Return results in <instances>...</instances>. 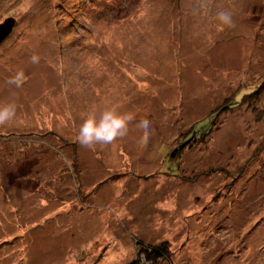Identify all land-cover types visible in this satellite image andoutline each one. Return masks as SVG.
<instances>
[{
	"label": "rangeland",
	"instance_id": "374dc122",
	"mask_svg": "<svg viewBox=\"0 0 264 264\" xmlns=\"http://www.w3.org/2000/svg\"><path fill=\"white\" fill-rule=\"evenodd\" d=\"M8 18L0 101L17 113L0 125V264H126L136 241L165 240L172 264H264V117L234 108L170 157L264 78V0H0ZM105 108L134 119L111 145L79 144L82 206L60 175L70 149L47 151L61 150L52 133L78 144L83 118Z\"/></svg>",
	"mask_w": 264,
	"mask_h": 264
},
{
	"label": "trees",
	"instance_id": "16d2710c",
	"mask_svg": "<svg viewBox=\"0 0 264 264\" xmlns=\"http://www.w3.org/2000/svg\"><path fill=\"white\" fill-rule=\"evenodd\" d=\"M253 85H251V86H253ZM256 85L257 86L245 90L246 92L244 91V93H242V94L238 93L235 96L231 97V101L223 102L221 105L217 106L212 112H209L205 117H203L198 122L193 124L190 128V131H189L190 134L188 136L191 142L185 140L184 143L179 145V147L175 149L176 151L173 152V154L174 153L176 154L174 156V158H178L179 160H181V156H182L184 150L187 148L190 149L193 145V142H198V143L203 142L205 140V138H207L214 131V128L216 127L218 115L230 112L234 108H240L243 105V106L247 107L252 113H254V115L256 117H261V116L264 117V109L259 108V106H258V102L260 101L259 97L261 95L260 93H262L264 90V78L262 79V81L260 83H257ZM196 132L199 134V137H200L199 139H197L195 137ZM190 135H191V137H190ZM51 136L53 137V140L57 139V142H58L57 145H55L57 147L55 149L60 148L61 150L60 151H52V149H53L52 148V149L48 150L47 152L52 153L53 155L55 154L56 158L62 160V159H65L64 158V150L70 149V152H71V162H70L71 168H68L67 166L63 167L60 171V173H61L60 175L63 176V174H65L68 177L70 176L71 180L73 181L72 187L73 188L75 187L77 190L79 187H81V182H82V173L80 171L81 164H80V161H78V155H77L79 143L76 144L73 141H69V139L65 140L64 138H61L60 135H57L55 133H52ZM26 139L29 140V138H27V137H26ZM44 149H46V148L44 147ZM58 153L61 156H57V155H59ZM170 157L172 158L173 156H171V154H170ZM164 158L167 160L169 158V154H168V156H165ZM40 160L41 159L39 157L38 162ZM252 160L253 159L250 158L249 160L246 161V165L244 164L241 167L243 169H247L248 163L251 162ZM179 166H178V169L176 171L177 176L175 177L174 175H171L170 177H173L175 179L176 178L183 179L182 176L178 174L180 171ZM71 170L73 171V173L71 172ZM222 172L226 173L227 176L233 175V172H230V173L226 172V171H222ZM68 173H70V175ZM165 174H167V173H165ZM172 174H174V172ZM112 176H114V175H112ZM186 180L188 182L192 181L191 178L186 179ZM30 192H31V194H33L32 191H30ZM81 192L82 191H80V190H77V192H75V189L72 190V193H74V196L79 199L78 204L83 206L84 203L82 202V199H85V194L81 193ZM81 194H82V196H81ZM35 196L37 197L38 195H35ZM37 200L39 201V199H37ZM39 202L41 203V200ZM47 202H49V201H47ZM60 202L62 203V200ZM63 203H67V201L63 200ZM58 215L59 214H57L56 216H58ZM135 248H136L135 258L132 259L131 261L127 262L126 264H164V262L166 264H172V253L170 250L169 243L166 240L162 241L156 245H151V244L146 245V244H142L139 241H136L135 242Z\"/></svg>",
	"mask_w": 264,
	"mask_h": 264
},
{
	"label": "clouds",
	"instance_id": "9594fccd",
	"mask_svg": "<svg viewBox=\"0 0 264 264\" xmlns=\"http://www.w3.org/2000/svg\"><path fill=\"white\" fill-rule=\"evenodd\" d=\"M217 18L223 25H231L232 14L220 9L216 13ZM32 63L38 62V57L33 55ZM24 82L23 70H18L9 80V84L20 88ZM17 113V104L14 100L0 101V125H6L13 121ZM134 119L131 114H120L115 109L105 108L99 113L87 114L79 126L76 139L78 143L89 149L96 145H111L118 138L125 137L129 132V124ZM137 134L140 136L141 144L146 143L149 138V129L146 125L137 126Z\"/></svg>",
	"mask_w": 264,
	"mask_h": 264
},
{
	"label": "water",
	"instance_id": "95a60500",
	"mask_svg": "<svg viewBox=\"0 0 264 264\" xmlns=\"http://www.w3.org/2000/svg\"><path fill=\"white\" fill-rule=\"evenodd\" d=\"M13 26L14 19L12 18L5 19V21L0 24V45L10 35ZM171 156H173V153L171 154Z\"/></svg>",
	"mask_w": 264,
	"mask_h": 264
}]
</instances>
